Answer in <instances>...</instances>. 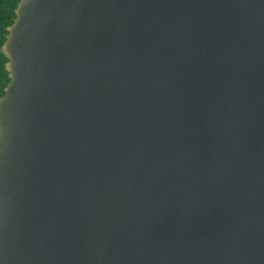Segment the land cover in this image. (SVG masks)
<instances>
[{"label": "water", "instance_id": "obj_1", "mask_svg": "<svg viewBox=\"0 0 264 264\" xmlns=\"http://www.w3.org/2000/svg\"><path fill=\"white\" fill-rule=\"evenodd\" d=\"M2 51L0 264H264V0H21Z\"/></svg>", "mask_w": 264, "mask_h": 264}, {"label": "trees", "instance_id": "obj_2", "mask_svg": "<svg viewBox=\"0 0 264 264\" xmlns=\"http://www.w3.org/2000/svg\"><path fill=\"white\" fill-rule=\"evenodd\" d=\"M21 0H0V97L4 95L10 77L6 69L7 57L2 46L8 34V27L16 18V9Z\"/></svg>", "mask_w": 264, "mask_h": 264}]
</instances>
